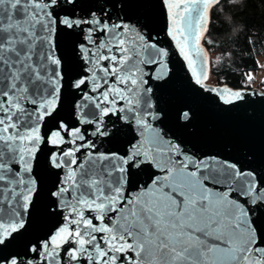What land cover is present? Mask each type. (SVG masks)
Returning a JSON list of instances; mask_svg holds the SVG:
<instances>
[{
	"label": "snow or ice",
	"instance_id": "1",
	"mask_svg": "<svg viewBox=\"0 0 264 264\" xmlns=\"http://www.w3.org/2000/svg\"><path fill=\"white\" fill-rule=\"evenodd\" d=\"M246 3L0 0V264H264V164L176 131L257 95L207 85Z\"/></svg>",
	"mask_w": 264,
	"mask_h": 264
},
{
	"label": "water",
	"instance_id": "2",
	"mask_svg": "<svg viewBox=\"0 0 264 264\" xmlns=\"http://www.w3.org/2000/svg\"><path fill=\"white\" fill-rule=\"evenodd\" d=\"M64 48L67 52L66 43ZM208 55L210 59L209 51ZM207 85L214 88L240 89L249 93L255 91L257 95L249 96L250 102L241 104L232 110H221L200 97L187 96L185 98L194 111L192 122L194 132L188 133L184 129H176V131L203 150H222L225 145L231 144L236 148H244L253 153L257 163L264 164V97L259 95L264 93V90L258 87L234 88L227 84L216 85L208 82ZM177 97L184 98L183 88L179 81L170 90L166 107H170ZM224 107L226 106L221 105V108ZM45 182H48L47 177H45ZM39 222L43 224L42 220Z\"/></svg>",
	"mask_w": 264,
	"mask_h": 264
},
{
	"label": "trees",
	"instance_id": "3",
	"mask_svg": "<svg viewBox=\"0 0 264 264\" xmlns=\"http://www.w3.org/2000/svg\"><path fill=\"white\" fill-rule=\"evenodd\" d=\"M239 3L242 4L243 0ZM221 20L223 17L213 21L210 35L205 37V40L212 41L207 49L212 56L210 77L214 84L264 90V82L253 85L252 81L249 85L244 79L248 72L255 77L260 69L255 67L256 63L264 65V0H247L246 7L235 13V25H225ZM252 39L256 41L254 46L248 42Z\"/></svg>",
	"mask_w": 264,
	"mask_h": 264
},
{
	"label": "rangeland",
	"instance_id": "4",
	"mask_svg": "<svg viewBox=\"0 0 264 264\" xmlns=\"http://www.w3.org/2000/svg\"><path fill=\"white\" fill-rule=\"evenodd\" d=\"M212 56L210 55V58ZM264 79V68H260L259 71L257 72V74L255 75L254 77V80H253V85L257 84V83H260L261 81H263ZM208 83H211V84H214V81L213 79L210 77L209 80L207 81Z\"/></svg>",
	"mask_w": 264,
	"mask_h": 264
}]
</instances>
